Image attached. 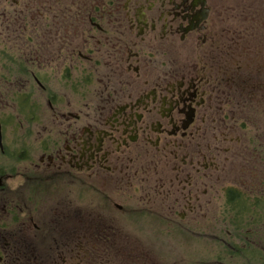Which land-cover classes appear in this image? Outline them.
I'll use <instances>...</instances> for the list:
<instances>
[{"label": "flooded vegetation", "instance_id": "1", "mask_svg": "<svg viewBox=\"0 0 264 264\" xmlns=\"http://www.w3.org/2000/svg\"><path fill=\"white\" fill-rule=\"evenodd\" d=\"M222 5L0 0L16 38L0 53V82L26 85L12 95L22 121H0V264H119V252L148 261L151 240L228 256L203 264H262L264 173L256 167L254 183L223 184L215 154L218 126L231 119L239 134L224 141L243 144L244 164L257 156L262 165L247 105L262 106L263 46L232 38ZM15 46L31 51L18 58ZM26 96L35 106L42 99L46 119ZM14 127L25 136L8 143Z\"/></svg>", "mask_w": 264, "mask_h": 264}, {"label": "rangeland", "instance_id": "2", "mask_svg": "<svg viewBox=\"0 0 264 264\" xmlns=\"http://www.w3.org/2000/svg\"><path fill=\"white\" fill-rule=\"evenodd\" d=\"M262 7H263V10H262ZM220 10H222L221 17L223 19L228 20V23L225 25V27L228 28L227 26H229L230 35L232 38H243V39H248V40L255 39L254 42L258 41L257 42L258 44H259V42L262 41L261 42V44L263 46L262 80H263V86H264V29L262 31H257L256 29H252V28L256 27L257 24H258V26H260L259 23L261 21H263V23H264V0H229V5L226 2H224V0H223V5H222V8ZM256 13L260 14L259 17H257V18H256ZM7 19H8V17L6 16L5 22L7 21ZM243 19H244V21H243ZM5 22H4L3 16H0V53L2 52L3 47L7 43L14 44L12 42H6L7 40H15L16 39L14 35L12 36V38L9 35H7L6 30H5V27H6ZM247 23L249 24V26L247 25ZM253 23L255 24V26L250 25ZM14 24H15V26H14L15 28L20 29L19 25L22 24V22L14 21ZM246 27H247V29L245 30L244 28H246ZM255 35H256V38H255ZM17 39H20V37ZM259 39H261V41ZM16 46L13 49L12 48H9V49H12V51L15 52ZM18 49L22 51L20 54L15 52L17 54L18 58L20 57V55L24 56L25 54H28L29 51H31V47H30V49H26L24 46H21V47H18ZM16 54L14 56H10V58L13 62L18 61ZM20 62H22V61H20ZM207 75H208V73H207ZM23 81H17L16 79L9 78V80L7 79L8 83L6 81H4L5 86H4V84H1V82H0L1 92H3V94H6V93L8 94V96L5 95L6 98H4V97L0 98V100H2L0 102V121L4 122V121H7V120L12 119V118H18V116H17L18 112H16L15 109L13 110V108H12V104H13L12 95L14 93H16V89L20 90L23 88V90L24 89L26 90V85H24L25 82H23ZM254 81H255V79H253L251 81V85ZM2 82H3V80H2ZM30 92H32V91H29V94L32 95ZM251 92H252V95L249 94V97L253 98L252 101L258 100V99H256V96L259 94V91L258 92L251 91ZM261 94H262V106L259 107L260 109L256 113L254 112V108H251L252 107L251 105H249V106L247 105V109L249 108L250 110H252L250 113L251 116H248L249 119L251 117H252V119H250V123L248 125L249 127H248V131H247V135L248 136L260 135L262 137V144H263V151H264V142H263L264 141V90L261 92ZM39 95H41V93H39ZM26 97H27V100H29L30 104L26 103L25 105L36 107L35 110L39 111L38 112L39 115H37V117L40 116V118L46 119V116L48 115L49 112L46 110L48 107L46 106V104L44 102H42V99L40 100L41 105L37 104V106H35V105H32L35 102H32L31 99H29V96H26ZM46 112H47V115H46ZM24 114L26 116L27 112L24 111ZM255 114H258L257 120L255 119ZM25 116L23 117L25 119L34 118L33 110H31V112L29 113L28 118ZM18 119H20V118H18ZM17 121H22V119L17 120ZM226 122L227 123L222 124L221 126H218V129H217L218 130L217 136H219V146H218V151L215 154V158H216V161H218L220 166H221L219 171H217V177L219 178V180L223 184H237V185H239L240 183L244 182L245 180H248L247 183H250V182L254 183L256 181L255 180V176H256L255 175L256 174L255 169H256V167H257L259 173H261V172L264 173V157L262 155V165L260 164V166L253 164L258 158L257 156H253L250 160L247 159L249 163L244 164L243 161L247 157V154H246V148L243 146V144L239 145V143H238V145H236L235 143L230 144V143L224 141V138L227 137L229 139L230 135L232 133H234L233 137H236L239 134L237 131L239 129L236 128L234 126V124H232L231 119H227ZM252 122H253V124L257 125L258 130L254 126H252ZM26 130H27V128H25L24 131H22V130L20 131L19 128L14 127L13 133L11 130H9L10 135L8 137V140L7 139L6 140L8 141V143L10 141H14L15 139L17 140V138H21L22 136H25ZM3 133H4V131H3ZM211 136H213V134L207 132V133H205L204 139L207 141L208 137H211ZM4 138H5V135H4ZM5 143H6V141H5ZM12 145L14 146L15 142H13ZM229 146L231 147V149ZM260 150H258V151H260ZM3 158L4 157H1V155H0V162L3 160ZM246 176H248V179L245 178ZM262 179L264 180V177H262ZM76 194H78V193H76ZM76 199H78V196H76ZM261 204H262V206H264V202ZM234 210L235 209L233 208L231 220H232V223L234 224V226L236 224V229H237V231H239L240 229H239V225H237V223H239L240 212H239L238 208H237V212H234ZM261 216H262V219H264V211L263 210H262ZM263 240H264V236H263ZM133 242H136V241H133ZM175 242L179 243L180 246H178V247H181V249H182L181 253L167 251L164 249L165 246L162 244L161 241L151 240L149 250L147 251V253L149 254V257H148L149 260L148 261L145 259V257L143 255H140L139 253H133V255H130L131 257L130 256L128 257L130 259V261H129V259L128 258L125 259V255L121 254L120 252H119L118 256L114 255V257L112 258V261H115L116 259H118L119 264H154V263H156V264H203L204 262L206 263L208 260L213 259V258L220 259V260L228 258V256L225 255L226 252H223L222 249L217 253V255H210V253H205L202 249H199L200 251L193 252L191 245L185 246V249L182 248L183 244L181 243V240H175ZM150 250H151V252H150ZM108 258H109V256H108ZM110 260H111V258H109V261ZM91 263H93L92 259L89 260V264H91ZM210 264H213V261L210 262ZM227 264H245V263L243 261L241 262L235 258V259L229 260ZM252 264H256V263L253 262ZM262 264H264V255H263Z\"/></svg>", "mask_w": 264, "mask_h": 264}]
</instances>
